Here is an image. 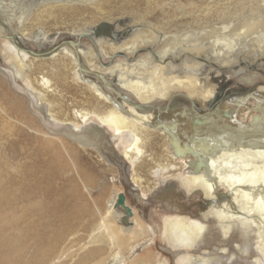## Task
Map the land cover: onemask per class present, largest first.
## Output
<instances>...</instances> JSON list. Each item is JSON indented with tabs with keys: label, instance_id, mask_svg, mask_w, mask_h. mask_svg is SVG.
Listing matches in <instances>:
<instances>
[{
	"label": "bare ground",
	"instance_id": "1",
	"mask_svg": "<svg viewBox=\"0 0 264 264\" xmlns=\"http://www.w3.org/2000/svg\"><path fill=\"white\" fill-rule=\"evenodd\" d=\"M245 7L251 16L239 25L243 33L264 27V0L191 1L183 10L168 0L0 2L3 63L52 125L75 131L43 130L47 143L66 137L90 147L114 166L108 168L118 184L114 162L125 165L133 197L149 202L166 183L191 210L160 205L169 213L158 212L154 228L119 187L88 226V241L79 247L85 254L76 260L69 246L46 261L37 251L31 264H57L64 254L65 264H264V86L223 94L221 75L241 34L225 25V38L208 42L212 31L200 38L192 32L210 17L225 19L231 8ZM251 65L234 66L264 70ZM119 194L124 206L117 205ZM193 197L200 206L189 203ZM1 236L0 264H18ZM156 241L167 253L161 260L152 250Z\"/></svg>",
	"mask_w": 264,
	"mask_h": 264
},
{
	"label": "rangeland",
	"instance_id": "2",
	"mask_svg": "<svg viewBox=\"0 0 264 264\" xmlns=\"http://www.w3.org/2000/svg\"><path fill=\"white\" fill-rule=\"evenodd\" d=\"M20 1L0 0L10 6ZM191 1L201 5L208 0H168L169 3L178 4L180 10ZM247 8L249 7L243 10L231 8L228 18L210 17L211 20L206 22L205 28L192 31L194 36L198 34V38L204 36L206 30L212 31L208 33L210 37L206 40L208 42H216L214 36L224 39L228 33L223 30L225 25L231 31L235 29L234 32L241 34L234 47V57L230 59V65L221 75L226 78L222 87L223 94L226 95L233 90L242 91L245 88L253 89V92L258 90L260 85L264 86L263 69L258 71L253 68L242 71L235 69L237 65L243 66L248 63L264 64V49L259 50L257 47L258 41L264 43V27L259 26L245 33L239 28L241 21L251 16L250 9ZM260 19L264 23V14L261 13ZM62 26L58 25L61 28ZM46 28L55 32L56 27L48 25ZM204 29L206 30L203 31ZM35 30H32L33 33ZM59 34L63 38L67 35L64 30H60ZM181 34L180 32L177 36ZM252 42L256 46L254 43L251 44ZM215 64L220 65L219 62ZM1 75L0 223H3V227L0 234L8 243L10 250L15 252L12 257L13 262L31 264L36 259L34 255L37 251L43 252L44 259L49 261L69 246L71 255H77L75 258L77 260L86 252L79 251V247L88 241V226L119 187L128 194L129 204L141 213L151 227L155 228L161 212L169 213L160 204L147 202L146 198L143 201L144 205L139 198L133 197L132 190H126L120 181V184L114 182L113 172L108 168L114 166L103 161L101 155L102 159L97 158L92 148L86 147L87 150H84L66 137L61 138L62 141L55 145L47 143L49 138L43 130L48 131L42 126L39 118L28 111L23 96L14 92L6 76L3 75L5 78L3 79ZM248 78L251 82H244V79ZM69 91L72 92H69L70 95H75L74 87ZM14 100L19 103L13 105ZM112 146L115 154L118 155L115 146ZM86 179H89V182ZM173 183L174 189H177V184ZM189 200V203L200 206L197 197ZM52 210L55 211L54 215L51 213ZM163 246L159 241L153 244V253L160 260L167 254L160 248ZM68 260L69 258L64 254L57 264H65Z\"/></svg>",
	"mask_w": 264,
	"mask_h": 264
},
{
	"label": "water",
	"instance_id": "3",
	"mask_svg": "<svg viewBox=\"0 0 264 264\" xmlns=\"http://www.w3.org/2000/svg\"><path fill=\"white\" fill-rule=\"evenodd\" d=\"M0 73L6 76L8 84L10 88L16 92L17 94L23 96L27 102V109L28 111L37 116L40 120L42 126L52 134H59V135H68L73 134L75 131L68 126L62 125H52L46 118L43 107L37 105V102L34 96L31 94L29 90H27L22 84H20L12 70V68L6 66L1 57H0ZM114 164L118 167L120 172V180L123 186L127 189H130L131 186L129 184L126 172H125V165L123 163L114 162ZM175 185L171 182V185ZM172 185V186H173ZM170 186V185H169ZM149 202L152 204H160L166 210L178 211V212H186L191 211L187 210L189 208L187 200L184 198V195L181 192H175L172 189H168L167 186L160 187L156 190L153 194L148 197ZM117 205L124 206L125 205V195L119 194L117 198ZM170 206V208L168 207ZM185 209H184V208ZM184 209V210H182ZM126 214L130 215L131 210L129 208H125Z\"/></svg>",
	"mask_w": 264,
	"mask_h": 264
}]
</instances>
